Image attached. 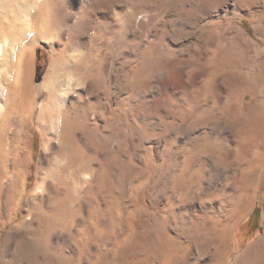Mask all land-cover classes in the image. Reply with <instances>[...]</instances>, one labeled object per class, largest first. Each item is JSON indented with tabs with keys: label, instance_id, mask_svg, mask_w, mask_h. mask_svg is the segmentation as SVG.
<instances>
[{
	"label": "rangeland",
	"instance_id": "1",
	"mask_svg": "<svg viewBox=\"0 0 264 264\" xmlns=\"http://www.w3.org/2000/svg\"><path fill=\"white\" fill-rule=\"evenodd\" d=\"M0 44V62L13 65L14 78L23 64L15 80L21 96L31 95L22 127V109L0 115V134L7 120L8 132L23 131L27 201L41 193L40 117L50 109L49 76L62 69L71 92L62 109L75 127L71 136L59 130L43 168H58L78 192L68 227L52 235L50 250L21 227L28 208H20L0 228V264L83 255L96 207L108 212L106 238L93 227L99 253L117 254L119 262L120 247L146 233L178 240L163 245L169 256L157 264H264V160L226 107L236 108L248 82L263 91L264 0H0ZM74 151L95 159L92 171L72 166ZM54 183L46 194L64 191ZM11 195L9 183H0V223L9 219ZM202 219L209 222L202 231L190 229ZM145 254L130 250L120 264H148Z\"/></svg>",
	"mask_w": 264,
	"mask_h": 264
},
{
	"label": "bare ground",
	"instance_id": "2",
	"mask_svg": "<svg viewBox=\"0 0 264 264\" xmlns=\"http://www.w3.org/2000/svg\"><path fill=\"white\" fill-rule=\"evenodd\" d=\"M1 52L2 54L5 52V48L3 44L2 45L0 44V53ZM20 64L18 65L17 70L19 71V74H22L23 76L24 73L20 70V67L23 64L21 66ZM12 68L13 65H8L7 63L4 62L3 59H1L0 115L4 109L6 110L8 116H11L12 113H17L22 109L24 111V114L23 113L18 114L19 115L18 119L20 120V126L22 127L24 124L28 122L30 118V114H29L30 112L27 110L28 108L27 102L28 99L31 98V95L27 90H25V94L21 96L20 90H22L21 89L22 86L18 87L19 82L15 80V79L19 80L20 75L17 73L18 78L17 76L16 78L12 77L11 76ZM88 69L89 67H85L86 71H88ZM65 76H66V72L63 69L60 70L58 73L56 74L52 73L49 76L51 81L53 80L55 82L53 83L54 89L51 90L48 95L50 98V101H48V103L50 104V109L49 111H47V113L43 112V115L40 117V124L45 134V141L43 142V146H42L44 157L42 159L41 166L38 170L39 174H43V177L41 178V185L39 187L41 193L36 192L35 195L34 194L31 195L33 199L31 205L27 201L28 198L30 197L29 196L30 194L27 193L28 184L25 179L26 170L19 164V154L24 146L23 131L19 127L16 128L13 132L10 130H9L10 132H8L7 129L9 127L8 124H10V122L9 120H7V122L4 124L3 127V129L7 133L2 132L0 134V183L3 184L4 182H8L10 186V193L12 194L11 204H10L11 212L9 219L7 222L0 223V228L3 227L4 225L10 224L16 217L17 211L20 208L26 206L28 209L25 210L26 213L25 215L23 214L20 225L21 227H25V229H27L29 238L31 240H34L36 244L40 245L43 248V250L44 249L50 250L49 243L52 235H54L57 231L67 226V221L74 211V201L77 197L76 193L78 194L77 190H73L72 192L64 184V182H66V178L63 180L62 172L59 171L58 168L51 167L49 170H45L43 168V164L48 158L47 152L49 150V146L51 145L50 142L56 139L59 130L60 132L62 131L63 133L71 136L73 134L75 127L73 123L74 121L73 117L70 114L71 111H69L66 107L62 109V107L65 106L64 104L66 102L65 100L66 96L68 95V93L69 94L71 93L68 91V86L64 83L63 77L65 78ZM24 88L26 89L28 87H24ZM254 89L255 88L252 86L251 83L249 82L246 83L245 85H243L241 100L237 103V106H235L236 108H233L234 105H231L229 102L227 103L226 107L227 109L228 108L234 109L236 118H238L239 121L240 120L243 121V123L245 124L244 125L245 128H247L251 133L250 134L251 138L256 142H258L259 144L258 146H260L259 157L260 160H262L263 162L264 106H260L259 102L260 99L264 98L260 95V94L264 95V88L262 89L263 91H259L260 94H257ZM57 91L59 92V94L57 93ZM248 97H250L249 100ZM52 101L56 104H52ZM65 112H67V114H65ZM79 152L78 154H76V152L74 151L72 154H68L67 160L72 164V166L76 165L79 168H81L83 172H87V170L89 172L92 171L93 169L92 163L95 159L93 157H90L88 159L87 155L84 156L83 153L79 154ZM10 157H12L13 160L12 164H10L11 169L9 165ZM86 157L88 160H86ZM47 179H50V183L47 186V188H45L44 186L46 185ZM180 180H176V183L174 184L175 187H177L180 184V182H178ZM54 182L58 184V186H55L56 188L64 187V191L62 192L53 191V193L50 195L46 194L45 191L52 190L50 186L55 184ZM102 184L104 187H108L109 178L102 179ZM107 214H108L107 209H102L100 207L99 208L96 207L94 209L93 217H91L92 219H90L88 225L85 228L86 235H84V238H86V242L84 243V241L83 242L81 241L82 242L81 244L84 243L83 246H81V244L80 245L77 244L78 246L82 247V250L84 252L83 255L71 254L70 256H66L64 254H60L55 256L51 253L53 259H56L54 261V264H120L121 261L123 262V259L125 258L124 256L128 251L133 249L136 250L137 248L140 250H144V252L146 253L144 255V260L146 263L157 264V262L162 263L163 261L162 259L163 256L161 254V251L164 244L167 245V243L172 241L178 244L177 239L170 240L168 238L169 242L167 240H164V238L163 239L157 238L154 240L151 239L150 236L145 233V235L143 234V236H141L142 239L140 243H131V245H129L128 247L124 245L120 247V250L118 251L120 262L117 261V259L116 260L114 259L115 255L117 254H115L114 257H111L109 255H102L99 253V250L101 249L103 243L97 242L98 240L95 237V235L97 234H95L94 232L95 230H97V228L96 229L94 228L95 229L94 230L93 227L96 225V227L102 228V231L100 230L101 232H103L102 238L107 236L105 235L106 227H107L106 224ZM208 223L209 222L207 220L202 219L199 225L198 224L194 225L196 226V228L191 226L190 229L199 232L202 231L201 226L206 227ZM210 223L214 224L215 222L214 220H212ZM104 240L106 239H103V241ZM95 241L97 243L96 244L97 246L94 252L92 250L93 248L92 244L95 243ZM166 247H164L165 251H166Z\"/></svg>",
	"mask_w": 264,
	"mask_h": 264
},
{
	"label": "trees",
	"instance_id": "3",
	"mask_svg": "<svg viewBox=\"0 0 264 264\" xmlns=\"http://www.w3.org/2000/svg\"><path fill=\"white\" fill-rule=\"evenodd\" d=\"M257 211L254 212V215L256 214Z\"/></svg>",
	"mask_w": 264,
	"mask_h": 264
}]
</instances>
